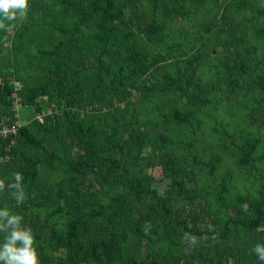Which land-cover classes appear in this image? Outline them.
Listing matches in <instances>:
<instances>
[{"label": "trees", "instance_id": "1", "mask_svg": "<svg viewBox=\"0 0 264 264\" xmlns=\"http://www.w3.org/2000/svg\"><path fill=\"white\" fill-rule=\"evenodd\" d=\"M57 5L60 17H70L72 23L63 27L57 21L51 26L62 37L51 47H34L32 51L27 49V43L15 47V41L28 30L26 21L20 20L11 36L0 30V43L10 38L13 51L11 65L8 57H0V120H17L10 99L14 82L21 83L16 93L19 108L33 110L29 123L16 128L7 150L4 147L10 140H0V156H6L0 162V179L8 184L14 182L13 173L22 174V186L29 198L26 196L18 206L24 218L22 226L31 228L35 237L40 264H264L251 252L257 243L264 244V183L257 202L241 198L225 202L217 196L216 200H222L225 219H212L210 224L201 222L193 207L194 189L186 187L196 183L193 176L184 177L175 160L163 152L141 156L148 145L146 135L139 130L143 123L137 120L142 101L132 102L128 96L130 89H138L135 83L142 80L148 66L134 65L135 51L129 50L125 57H119L116 51L113 36L117 25L113 22L127 27L122 13L113 9L111 0H103L101 5L95 0H58ZM249 6L241 1L236 8ZM163 11V15L179 14L174 5ZM29 14L40 24L49 9L42 0H29ZM224 22L222 11L219 24ZM137 29L149 43L159 44L155 25ZM258 30L264 32V28ZM86 32L89 35L83 36ZM131 36L130 32L121 34L124 40ZM51 38L47 34L28 39L31 44H45ZM83 45L94 49L82 53ZM23 54L28 68L22 71ZM151 64L154 66L157 61ZM233 64L224 78L226 94L234 95L238 83L244 80L245 94L256 107L264 104V74L254 72L250 76L246 72L252 69L249 60ZM9 66L21 71L20 75L13 74L15 80L9 76L12 72H7ZM91 67L93 72H89ZM174 84V80L170 81L161 90ZM253 92L257 98L252 97ZM43 102L65 106L59 113L43 116L41 121L32 119L34 113L45 108ZM80 115L86 122L82 123ZM172 117L176 123L185 122L178 112ZM105 127L107 135L102 134ZM161 139L173 145L168 139ZM252 147L248 142L238 147L240 164L249 163ZM128 150L133 151L131 155ZM151 166L161 168L176 197L184 202L183 207H165L157 192L149 187L152 179L146 169ZM43 170L60 172L61 176L47 188H38ZM30 188H35L37 194L29 195ZM224 188L221 186L220 191ZM14 203L7 190L0 193V208L12 210ZM239 205H245L242 215H227ZM40 209L48 210L42 219L35 215ZM54 216L66 219L63 231L48 223ZM202 225L211 228L204 229ZM191 237L197 238L195 243ZM59 250L64 252L62 258L54 254Z\"/></svg>", "mask_w": 264, "mask_h": 264}, {"label": "rangeland", "instance_id": "2", "mask_svg": "<svg viewBox=\"0 0 264 264\" xmlns=\"http://www.w3.org/2000/svg\"><path fill=\"white\" fill-rule=\"evenodd\" d=\"M57 1L42 0L43 5L49 9V14L42 17L40 24L30 14L23 19L28 30L24 32L22 39L15 41V47L27 43V49L32 51L34 47H51L62 38L51 26L59 21L63 27H69L72 19L60 17ZM111 1L113 9L122 13L127 26L113 22L117 25L113 38L119 57L127 56L129 50L135 51L137 55L134 65L140 63L148 66L142 80L135 83L138 89H130L128 96L132 102L142 101L137 120L143 123L144 127L139 130L146 135L148 145L142 149L141 156H156L163 152L175 160L184 177L193 176L196 183L186 184V187L194 189L193 207L204 224H210L212 219L216 221L218 218L221 221L226 217L222 210V200H216L217 196H222L225 202H233L236 198L257 202L258 191L264 183V104L256 107L250 96L245 94L242 85L244 80L238 83L235 94L228 96L224 78L231 72L234 62L243 60L250 61L249 66L252 69L246 70L250 76L254 72L264 74V32L258 30L264 28V0ZM241 1H246L250 6L236 8L237 2L240 4ZM102 2L103 0H95L97 5ZM170 5L178 8L179 14L163 15L164 8L167 9ZM222 11L225 13V22L220 25L219 15ZM20 20L18 18L12 22L5 21L6 25H14L11 31L3 30L5 34L13 35ZM150 24L158 28L161 39L158 45L149 43L138 32L137 28ZM127 32L132 36L124 40L121 34ZM47 34L52 38L45 44H31L28 39L30 36L42 37ZM85 35H89V32L83 36ZM11 48L10 38L0 43V57H8L10 65L13 53ZM247 48L251 52H246ZM87 49L94 48L83 45L81 52ZM22 56L23 68H20L23 71L28 67L25 54ZM154 60L157 64L153 66L151 63ZM90 62L94 60L90 59ZM9 71L12 72L9 74L12 80L13 74H21V71L13 69L12 66L8 67L7 72ZM89 72H93L92 67ZM189 77L190 85L187 88ZM173 80L174 85L168 90H161ZM13 84L21 86L19 82ZM253 93L255 95L252 97L257 98L256 92ZM43 103L45 115L59 113L65 106L57 107L54 102ZM12 111L13 117L17 118L14 122L18 125H27L33 115L31 108L16 106ZM174 112L180 113L185 122L176 123L172 117ZM79 117L81 120V115ZM84 122L86 118L83 119L82 123ZM31 132L34 133V130ZM102 134H108L107 127L102 129ZM161 138L168 139L173 145H167ZM247 142L253 146L249 149L251 159L247 165H242L238 161L237 149ZM132 152L128 150V155ZM146 175L152 179L149 187L157 192L165 207L174 209L184 206L159 166L148 167ZM60 176V172L50 173L43 170L40 172L37 187L47 188L48 184ZM221 186L225 188L220 191ZM23 188L25 189L24 186ZM27 192L29 195L37 194L35 188H30ZM26 196L29 198L28 194ZM18 205L14 203L10 211L21 215L22 209ZM244 211L245 205H239L235 211H228L227 215L239 217ZM47 213V209H40L35 215L42 219ZM27 215L29 212H26ZM48 223H54L55 230L63 231L66 219L54 216ZM202 226L204 229L211 228L208 225ZM173 229L175 227H171ZM3 241L4 237L0 235V244ZM54 254L61 258L64 256L62 250Z\"/></svg>", "mask_w": 264, "mask_h": 264}, {"label": "clouds", "instance_id": "3", "mask_svg": "<svg viewBox=\"0 0 264 264\" xmlns=\"http://www.w3.org/2000/svg\"><path fill=\"white\" fill-rule=\"evenodd\" d=\"M29 0H0V30L11 31V23L18 18H27ZM14 182L5 183L0 179V193L8 191L17 204H23L26 193L22 186V174L13 173ZM23 216L12 213L7 207L0 208V233H4V241L0 244V264H40L36 241L31 228L22 226ZM196 242V237H191ZM251 252L258 261L264 262V244L257 243Z\"/></svg>", "mask_w": 264, "mask_h": 264}, {"label": "built area", "instance_id": "4", "mask_svg": "<svg viewBox=\"0 0 264 264\" xmlns=\"http://www.w3.org/2000/svg\"><path fill=\"white\" fill-rule=\"evenodd\" d=\"M19 89V86L17 84H13V92L10 94V99L12 100L11 104L13 107V110H15L16 106L19 107L20 101L18 95H16L17 90ZM44 110L34 113V116L32 119H36L38 121H41L42 117L45 115ZM6 122V123H5ZM19 125L16 122H8V119L3 117V119L0 120V140H10L9 144L4 147V150H7L11 144V138L16 134V128ZM6 159V156L1 157L0 156V162L4 161Z\"/></svg>", "mask_w": 264, "mask_h": 264}]
</instances>
